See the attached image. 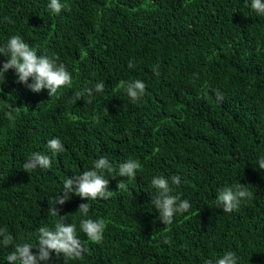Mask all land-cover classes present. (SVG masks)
<instances>
[{"label":"trees","instance_id":"trees-1","mask_svg":"<svg viewBox=\"0 0 264 264\" xmlns=\"http://www.w3.org/2000/svg\"><path fill=\"white\" fill-rule=\"evenodd\" d=\"M49 2L0 0V46L20 35L37 55L58 56L72 77L48 96L46 89L34 93L17 83L14 70L5 73L0 228L16 243L35 246L38 229H54L60 219L48 209L65 179L106 156L114 170L101 174L111 198L73 195L55 206L65 223L76 224L87 251L79 259L52 253L41 264H206L229 250L238 264H264V170L258 163L264 157V15L251 9V0H60L70 10L59 15ZM7 59L0 55V66ZM136 79L147 87L133 102L119 82ZM101 81L103 92L76 97ZM8 105L19 108L11 120ZM53 138L63 152L48 149ZM33 152L48 155L51 167L25 170ZM129 159L142 164L135 179L118 176ZM156 175L191 204L170 225L151 202ZM173 176L179 185H171ZM120 180L127 190L116 189ZM237 181L248 184L253 198L225 213L216 204L218 190ZM81 203L90 204L88 217L77 212ZM85 218L106 221L101 243L80 230ZM13 249L0 244V264H8Z\"/></svg>","mask_w":264,"mask_h":264},{"label":"clouds","instance_id":"clouds-1","mask_svg":"<svg viewBox=\"0 0 264 264\" xmlns=\"http://www.w3.org/2000/svg\"><path fill=\"white\" fill-rule=\"evenodd\" d=\"M251 9L257 14L264 15V2L262 0H251ZM49 10L59 15L62 10L67 9V5L62 4L60 0H50L48 4ZM8 23L13 21L5 17ZM0 55L7 57V62L0 66V84L5 80V73L12 69L17 77V83L25 84L30 91L39 93L42 89H46L48 96L57 94L62 87L72 83L71 74L67 71L63 63H58L59 57H49L47 55H37L35 48L30 47L20 35H13L6 45L0 46ZM129 68H133L132 61L128 63ZM159 66L157 65L153 71L159 75ZM29 79L32 83H28ZM119 87L123 88L127 96L133 101L141 100L145 94L146 84L139 79L132 81H120ZM105 89L103 81L94 85V88H85L83 92H77L76 97L87 94L89 97L93 92L100 93ZM2 91V89H0ZM217 101L223 100V94L216 91ZM9 111L6 112L8 119H14L12 116V105H8ZM105 112H108L107 108ZM74 118V117H73ZM98 120V117H94ZM47 147L53 153H60L65 150L63 143L59 138H53L48 141ZM51 159L48 155L39 152L30 154L29 159L23 164L25 170H35L37 168L48 169L51 167ZM259 168L264 170V157L259 159ZM142 169V164L135 159H129L119 165L118 176L135 179L136 172ZM113 171V166L106 156H101L94 162L92 170H86L79 175L66 178L63 183V192L54 198V207L48 209L52 216H58L60 219L55 223L54 229L42 226L38 229V242L34 246L30 242L16 243V238L8 231L6 227L0 228V244L3 246H14L13 251L6 257L8 264H41V262L49 261L52 253L56 256H63L68 259L82 258V254L87 251L84 243L78 237L76 224L64 222V216L59 215L56 205L65 204L75 195L81 200H95L97 198L107 200L114 195V191L109 190V179H106L101 173L103 171ZM116 177H113V179ZM152 186L157 193L151 201L155 209L159 213V219L164 225H170L173 218L178 213H185L191 208V204L187 199H181L179 195H173V188L169 184V180L163 175H156L151 180ZM180 177H171V185H179ZM127 183L120 180L116 184V189L127 190ZM253 192L249 190L248 184L241 185L239 181L232 186H226L218 190L216 196V204L220 206L225 213H231L238 210L240 203L245 199H252ZM89 203H81L78 205L77 212L82 217H88L90 212ZM80 230L89 241L101 243L106 228L104 219H81L79 222ZM38 245V247H37ZM37 248V253H33V249ZM238 257L235 252L226 251L222 257L215 261L209 260L206 264H238Z\"/></svg>","mask_w":264,"mask_h":264}]
</instances>
